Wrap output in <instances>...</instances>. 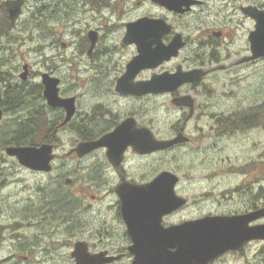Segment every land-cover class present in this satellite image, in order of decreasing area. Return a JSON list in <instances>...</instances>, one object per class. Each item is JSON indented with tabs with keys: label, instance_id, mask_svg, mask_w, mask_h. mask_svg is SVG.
Masks as SVG:
<instances>
[{
	"label": "flooded vegetation",
	"instance_id": "af4514ba",
	"mask_svg": "<svg viewBox=\"0 0 264 264\" xmlns=\"http://www.w3.org/2000/svg\"><path fill=\"white\" fill-rule=\"evenodd\" d=\"M34 1L40 4L33 7L35 14L31 17L29 32L37 28L46 32L51 12L77 15L68 18V23L75 26L81 24L80 29L84 28L86 33L78 49L76 45L72 51L75 53L78 50V54H85L86 51L92 71L89 82L95 88L108 90L110 83H113L114 92L121 97L119 100H128L129 97H170L173 109L185 114L186 121L193 119L200 109L197 98L199 89L209 86L211 80L216 81L221 72L237 71L264 60L240 62L243 57L251 55L249 37L257 24L253 17L243 12V8L252 5L264 9L263 5L255 2L179 0V9H176L175 0ZM82 5L90 10L79 11ZM81 13L85 15H79ZM2 14L3 11H0V39L16 29L20 21L9 29L4 20L1 22ZM38 14L41 17L37 19ZM86 16L90 20L81 19ZM143 19H150L148 27L141 24ZM131 26L134 27L132 33ZM175 40L181 43L175 55L168 58L169 53L158 52L160 47L170 46ZM67 45L62 42L64 49H60L65 51ZM143 46L147 47L146 51L142 50ZM5 47L8 48H0V53L9 63L13 48ZM52 47L55 49L54 43ZM119 54L120 58H117ZM144 54L161 56L163 61L155 68L137 71L132 78L134 83L148 81L154 75L174 74L179 70L189 72L202 69L207 73L200 80L183 84L175 92L139 95L118 91V81L126 74L128 65ZM56 57L66 59L60 52L53 56ZM31 69L32 65L26 79L20 76L21 73L17 74L16 69L0 70V124L9 115V124L13 128L10 131H15L12 134L18 142H5L4 153L0 154V264H264V239H248L242 244L233 241L229 245L220 242L232 240L233 234L240 233L242 227L250 229L264 225V158H249L238 170L232 164L225 171L216 172L210 178L214 180L208 185L218 190V195L214 197V192L205 190L203 195L208 201L205 202L208 208L213 209L193 217L192 195L181 193L178 185L182 177L176 171L162 169V162L155 163L151 171L145 173L134 165L145 160L144 157L188 147L193 141L184 133L183 127H174L171 137L159 138L152 128L139 121L137 112L126 116L114 115L107 106L108 100L100 97L92 100L89 112L83 111L79 106V95H65L61 91L63 80L59 76L60 96L75 98L76 111L66 122L67 109L50 106L41 84L39 94L42 106L34 108V97H31L34 94L29 92ZM46 72L58 77L55 75L57 72ZM184 96L193 98V107L174 103L176 98ZM255 111L249 116H238L235 128L243 130L255 125L259 110ZM223 118L218 117V121H223ZM129 119H132L133 131L148 127L159 140L173 139L179 133L189 139L164 151L147 154L129 144L122 159L115 162L109 159V147L106 145L79 154L77 148L81 143L98 141ZM32 124L39 130L37 135L42 131L41 142L33 145L49 143L53 146L54 158L49 171L23 166L15 156L5 153L9 145L29 146ZM221 129V133L227 129L224 122ZM34 136L35 133L31 132V137ZM67 146L69 148L65 149ZM225 161L233 162L231 158ZM8 162L20 170H9ZM164 171L177 176L174 194L183 198L185 203L165 213L157 226L152 224V217L158 216L156 213L145 215L133 211L132 215L125 217L119 186L148 184ZM228 177L234 179L229 181ZM188 208V216L183 218L182 211ZM202 218L207 219L206 223L223 224L222 231L226 234L222 240L214 235L218 229L207 230L220 245H209L207 250L200 253L179 251V242H192L193 221ZM189 222L191 225H188ZM162 241L167 245L162 246ZM258 243H263V246L256 248Z\"/></svg>",
	"mask_w": 264,
	"mask_h": 264
},
{
	"label": "rangeland",
	"instance_id": "374dc122",
	"mask_svg": "<svg viewBox=\"0 0 264 264\" xmlns=\"http://www.w3.org/2000/svg\"><path fill=\"white\" fill-rule=\"evenodd\" d=\"M2 1L4 0H0V10L3 9ZM244 1L264 6V0ZM39 4L34 0L30 2L28 0L17 28L0 39L1 47L8 48L5 47L8 45L13 48L9 63L2 57L3 53H0V70L16 69L19 74L22 71L23 62L27 61L32 65L29 92L34 94L31 96L34 97L32 98L34 108L42 106L39 94V86L42 82L40 74L52 70V72H57L55 75L62 77L61 91L65 95L80 96L79 106L83 111L89 112L92 100L100 97L108 100L107 106L112 109L114 115L126 116L137 112L139 121L152 128L159 138L171 137L174 127H183L184 133L193 141L188 147L147 156L144 157L145 160L135 162L134 165L143 169L145 173L150 172L155 163L162 162V169L169 168L176 171L182 177L178 185L179 190L184 195H192L193 217L213 209L208 208L206 204L208 201L203 195L204 190L214 192V197L218 195V190L211 189L208 185V182L214 180L210 178L214 177L216 172L225 171L232 164H235L237 168L235 170H238V167L247 163L249 158H264V60L244 66L237 71L221 72L216 81L211 80L212 83L209 86L199 89L197 98L200 109L193 119L186 121L185 114L173 109L170 97L157 96L141 99L129 97L128 100L127 98L119 100L121 97L114 92L113 83H110L108 90L100 91L99 88H95L94 84L89 82L92 71L86 51L85 54L83 52L78 54V50L75 53L72 51L76 45L78 49V44L86 33L84 28L80 29L81 24L75 26V24L68 23V18L77 17V15L67 16L62 12H51L46 32L39 28L29 32L31 17L35 14L33 7ZM78 10L85 12L90 9L87 10L82 5ZM79 15L84 16L85 14ZM40 17L41 15L38 14L37 19ZM81 19L90 20L88 16ZM62 42L68 44L65 51L61 50L64 49L61 46ZM53 43L55 49L52 47ZM12 44L15 45L11 46ZM245 45L243 37V48ZM58 52L65 56V61L63 58H53ZM116 57L120 58V54ZM6 63L11 64L6 65L4 69ZM255 110L261 112V114L257 113L255 125L242 128L243 130H238L240 127H229L221 133L224 121H218V117L233 114L246 116L251 112H257ZM10 121L11 118L7 115L0 124V154L4 153V145H7L3 137L10 134L7 135L5 132L13 129L9 124ZM41 133L42 131L33 138L29 136V139H33V143H39ZM68 148L67 146L65 149ZM224 158H231L233 162L225 161ZM132 160L131 157L130 161ZM7 166L9 170H20L12 162H8ZM228 178L229 181L234 179L233 177ZM188 210L189 208L182 211L183 218L188 216ZM262 246L263 243H258L256 248Z\"/></svg>",
	"mask_w": 264,
	"mask_h": 264
},
{
	"label": "water",
	"instance_id": "95a60500",
	"mask_svg": "<svg viewBox=\"0 0 264 264\" xmlns=\"http://www.w3.org/2000/svg\"><path fill=\"white\" fill-rule=\"evenodd\" d=\"M25 0H7L6 5L9 12L10 25L15 26L17 20L23 12V5ZM175 8L179 9V0H175ZM243 10L257 21L256 29L250 34L251 51L252 55L243 58L240 62L254 60L260 57H264V10L257 7L248 6ZM150 19H143V26L148 27ZM140 24V25H141ZM138 25V26H140ZM132 28V26H131ZM130 33H132L131 29ZM146 32V31H145ZM91 36L93 37L92 33ZM181 44V43H180ZM176 40L170 46H162L158 49L160 53H169L167 56L170 58L177 53V50L181 46ZM143 51L147 50V47H142ZM163 58L154 57L150 54L141 55L138 59L133 60L128 65L126 74L118 81L117 90L122 93H136L139 95L148 93H162V92H175L180 86L188 82H194L200 80L207 72L202 69H195L189 72H183L179 70L177 73L170 74L165 73L161 75H154L152 79L148 81H141L134 83L132 78L137 71L145 68H155L161 62ZM29 64L23 66L24 71L21 73V77L26 79L29 75ZM42 82L45 86L44 95L48 100L49 105L59 106L67 109L66 122L74 115L76 111L75 98H62L59 95L61 80L57 77L50 75L49 73H43ZM176 105H190L193 107V98L191 96L179 97L174 100ZM192 113V112H191ZM2 118V111L0 110V119ZM132 119L124 122L117 130L104 136L98 141L81 143L77 150L80 155L90 152L91 150L106 145L109 147L108 155L112 162L120 161L123 157V153L129 144H133L134 148L141 153H149L155 150L167 149L177 143L185 142L188 140L183 133H179L174 139L171 140H157L149 128H143L139 131H133L131 129ZM7 154L16 156L19 162L31 169L35 170H51V161L54 158L53 146L49 143H44L40 146H9L6 149ZM177 181L175 176L170 171H164L158 175L152 182L145 185H131L126 187L120 185L118 188L119 195L123 203V210L125 217H129L131 213H156L158 216L152 217L153 226L159 225L162 216L168 211L177 208L185 203V200L180 196L174 194L173 186ZM134 190V191H133ZM134 211V212H133ZM132 215V214H131ZM205 218L193 221V239L192 242H179L181 245L179 251H195L200 253L208 249L209 245L217 244L219 242L213 240L210 233H207L208 229H218L214 232V235L222 240V237L226 234L222 231L223 224L221 222L206 223ZM239 223V219L237 224ZM244 223V222H241ZM188 225H191L189 222ZM186 226V223L185 225ZM239 233L233 234L232 240L220 241L224 245H229L233 241H237L238 244H242L248 239H264V225L254 226L250 229H245ZM169 235V234H168ZM161 245H167L165 241L161 242ZM202 259V257H198Z\"/></svg>",
	"mask_w": 264,
	"mask_h": 264
},
{
	"label": "trees",
	"instance_id": "16d2710c",
	"mask_svg": "<svg viewBox=\"0 0 264 264\" xmlns=\"http://www.w3.org/2000/svg\"><path fill=\"white\" fill-rule=\"evenodd\" d=\"M2 11H4L3 12V16H2V19L4 20V22H5V24H6V26H8L9 27V19H8V13H7V11L3 8L2 9ZM232 116H234L235 117V115H232ZM224 122H226V120L224 119L223 120ZM36 122V121H35ZM231 122L233 123L234 122V120L233 119H231ZM37 131H38V129L36 128V125L35 124H32V130H31V132H33V133H35V135L37 134ZM15 131L14 130H12V131H7V132H5V133H7V135H8V133H10V134H12V133H14ZM29 132H30V130H29ZM2 133H3V131H2ZM10 134L8 135V136H5V137H3L4 138V142H7V143H15L16 141H15V137H13V134L10 136ZM32 138V137H31ZM29 144H33V139H29Z\"/></svg>",
	"mask_w": 264,
	"mask_h": 264
}]
</instances>
